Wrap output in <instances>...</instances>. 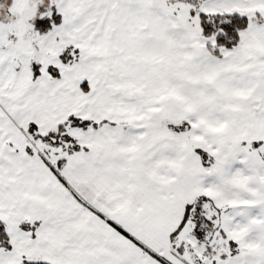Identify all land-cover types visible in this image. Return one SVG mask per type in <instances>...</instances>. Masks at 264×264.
<instances>
[{
    "label": "snow or ice",
    "instance_id": "snow-or-ice-1",
    "mask_svg": "<svg viewBox=\"0 0 264 264\" xmlns=\"http://www.w3.org/2000/svg\"><path fill=\"white\" fill-rule=\"evenodd\" d=\"M0 264H264V0H0Z\"/></svg>",
    "mask_w": 264,
    "mask_h": 264
}]
</instances>
